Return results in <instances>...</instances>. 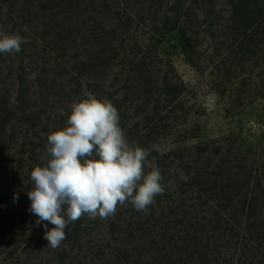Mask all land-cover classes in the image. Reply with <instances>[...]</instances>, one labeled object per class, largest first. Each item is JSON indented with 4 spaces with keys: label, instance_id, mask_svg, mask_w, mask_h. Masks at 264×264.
<instances>
[{
    "label": "rangeland",
    "instance_id": "obj_1",
    "mask_svg": "<svg viewBox=\"0 0 264 264\" xmlns=\"http://www.w3.org/2000/svg\"><path fill=\"white\" fill-rule=\"evenodd\" d=\"M236 13L231 0H0V31L27 40L0 54V264L193 263L214 187L264 209V0ZM86 93L117 108L164 193L144 211L82 216L53 249L54 225L29 211L30 173Z\"/></svg>",
    "mask_w": 264,
    "mask_h": 264
},
{
    "label": "clouds",
    "instance_id": "obj_2",
    "mask_svg": "<svg viewBox=\"0 0 264 264\" xmlns=\"http://www.w3.org/2000/svg\"><path fill=\"white\" fill-rule=\"evenodd\" d=\"M19 33L0 31V54L22 50ZM70 104L67 126L47 136V162L34 166L27 192L29 211L44 224L48 247L58 248L65 229L82 216L95 220L115 214L126 202L147 210L164 193L163 177L147 149L130 143L119 125L118 110L92 93Z\"/></svg>",
    "mask_w": 264,
    "mask_h": 264
},
{
    "label": "trees",
    "instance_id": "obj_3",
    "mask_svg": "<svg viewBox=\"0 0 264 264\" xmlns=\"http://www.w3.org/2000/svg\"><path fill=\"white\" fill-rule=\"evenodd\" d=\"M250 4L259 5V0H231L232 11L237 13L246 12ZM116 16L119 17V11ZM228 189L227 185L223 189H212L216 191V199L210 201L212 215H209V221L205 222L208 225V231L204 232L206 251L198 252L199 256H194L196 258L193 263L187 261L186 253V261L181 264H264V209L250 198L240 202H220L218 195L227 198ZM199 229H203V226ZM11 234L17 236L15 242L21 239L18 233ZM233 246L235 256L230 253ZM38 247L40 246L34 245L31 248L38 252ZM231 256L232 259H229Z\"/></svg>",
    "mask_w": 264,
    "mask_h": 264
}]
</instances>
